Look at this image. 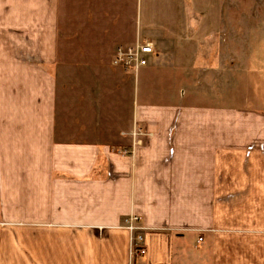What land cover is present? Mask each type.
Listing matches in <instances>:
<instances>
[{
    "label": "crops",
    "instance_id": "obj_1",
    "mask_svg": "<svg viewBox=\"0 0 264 264\" xmlns=\"http://www.w3.org/2000/svg\"><path fill=\"white\" fill-rule=\"evenodd\" d=\"M168 1L0 0V264H264L251 43L207 41L196 10L165 26ZM145 41L147 67L111 64ZM194 82L212 104H175Z\"/></svg>",
    "mask_w": 264,
    "mask_h": 264
},
{
    "label": "rangeland",
    "instance_id": "obj_2",
    "mask_svg": "<svg viewBox=\"0 0 264 264\" xmlns=\"http://www.w3.org/2000/svg\"><path fill=\"white\" fill-rule=\"evenodd\" d=\"M159 5V13L164 16L161 17V21L166 24L165 26L179 25L180 23H177V21L181 19L177 18V13L180 14V11L196 10L197 13L200 12L202 16L206 15L207 18H198L197 20L201 25L211 26L212 33H210L209 30V32L203 34L202 37L205 36L207 41L211 39L215 42L226 40L230 47L233 48L235 56L240 57L242 55L243 45L250 42L252 46L251 58L254 59V64L256 66V68H254L256 70H254V73L251 72L249 78L245 72H242L238 77L243 80L248 78L251 81L259 79L260 85L257 87V91L264 96V0H177L176 2L168 1L167 3ZM211 10L212 12L216 10V14L211 15ZM138 20L140 21V28L142 31L144 28L147 29L149 25L152 26L151 22L153 24L155 22L154 16L150 19L149 10L146 11L144 2L141 9L139 8ZM192 20L194 19H191V22ZM195 24L200 25L199 23L197 24V22ZM225 26L229 28L228 33H225ZM191 37L193 39V35H191L190 38ZM186 84L187 87L182 88L186 90V92L188 89L189 92L185 97H180L181 95L178 93L175 104L179 102L200 105L212 104L214 99L207 96V92L203 90L199 91V89L195 87V82L193 83L194 87H190L188 83ZM177 85L178 83H175V86ZM250 88H252V92L245 89V93H249L250 95L256 94L254 93V88L252 86ZM130 98V106H132L133 95H131Z\"/></svg>",
    "mask_w": 264,
    "mask_h": 264
},
{
    "label": "built area",
    "instance_id": "obj_3",
    "mask_svg": "<svg viewBox=\"0 0 264 264\" xmlns=\"http://www.w3.org/2000/svg\"><path fill=\"white\" fill-rule=\"evenodd\" d=\"M155 53L153 44L151 42H139L128 46H119L115 49L113 59L111 64L113 66L119 67L127 73H137L141 69L147 67L150 64V59L152 55ZM132 138L136 136L144 135L147 136L145 133H141V130H133L130 134ZM123 155L126 154L125 151L122 153ZM139 217L135 215H130L127 222H129L128 230L133 233L136 230H140L139 227L135 226L136 223L139 222ZM141 237L137 236L136 241H140ZM202 239L199 238L198 242H201ZM133 246H136L133 244ZM136 251V248L135 250ZM141 253L142 251H137Z\"/></svg>",
    "mask_w": 264,
    "mask_h": 264
}]
</instances>
